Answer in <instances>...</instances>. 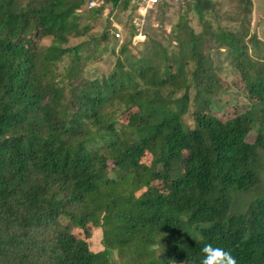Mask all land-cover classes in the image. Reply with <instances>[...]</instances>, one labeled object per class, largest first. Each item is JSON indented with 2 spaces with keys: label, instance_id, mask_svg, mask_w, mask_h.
Segmentation results:
<instances>
[{
  "label": "trees",
  "instance_id": "16d2710c",
  "mask_svg": "<svg viewBox=\"0 0 264 264\" xmlns=\"http://www.w3.org/2000/svg\"><path fill=\"white\" fill-rule=\"evenodd\" d=\"M89 1L0 0V264H200L207 243L264 264V188L232 208L264 179V42L248 31L250 0L232 13L159 3L178 17L166 38L136 42L131 20L117 49V23L89 31L104 5L137 7ZM205 38L227 50L250 99L224 120L210 113ZM104 54L112 67L84 74ZM94 226L99 251L86 241Z\"/></svg>",
  "mask_w": 264,
  "mask_h": 264
},
{
  "label": "rangeland",
  "instance_id": "374dc122",
  "mask_svg": "<svg viewBox=\"0 0 264 264\" xmlns=\"http://www.w3.org/2000/svg\"><path fill=\"white\" fill-rule=\"evenodd\" d=\"M95 1L98 6L102 4L101 0ZM212 1L218 8H221L223 11L232 13L235 8L239 7V2L242 0ZM250 3L251 11L248 15V31L249 33H254L260 40L264 42V0H250ZM104 8L105 9L102 15L100 16V18H98V20H96V22L94 23V27L89 31V34H96L100 32L104 27L106 20L111 23H117L118 29L114 32L118 31L119 36H114L113 40L110 42V46H114L115 49H117L118 45L124 39H126L128 27L132 24L131 20H133V24L137 28H139V33L141 32L136 36L135 41L137 42L139 40H143L144 36L166 38V36L168 35L167 33L170 29V24L175 23L178 19V17L176 16H169L167 13V9L162 10L159 8H140L139 10L136 9L135 11L127 10V12H120L118 7L111 9L109 4L104 5ZM186 21L187 24L191 28H193L195 32L201 30L197 18L193 12H189L186 15ZM222 22V24H232L230 26L234 28L238 26L237 23L228 22L226 20H222ZM81 40L82 38L79 37L70 38L68 44H75L76 42ZM44 42H46V40H42L41 43ZM202 46L204 54L210 57L214 73L216 74L214 87L215 92L213 96V104L210 108V113L215 115L217 118L224 120L244 110L250 102V99L246 96L244 84L240 78L239 72L231 64L227 50L221 47H217V45L209 38H205V40H203ZM167 49H170V47ZM113 61L114 57L111 54H104L97 60L86 63L84 65V74L88 76H95L105 73L112 67ZM192 93L193 89L190 88L188 91L189 101L187 103V112L182 115V119L189 126H192ZM262 132L264 134V128L262 129ZM255 136L256 131L251 130L249 131L246 140L248 142H253ZM260 188H264V179L261 180V184L259 185L258 189L246 193H237L233 197V210H244L248 200H250L256 193H258ZM101 237L102 233L100 227H92L89 231V237L86 238L87 245L90 250L99 251L100 249H102Z\"/></svg>",
  "mask_w": 264,
  "mask_h": 264
},
{
  "label": "clouds",
  "instance_id": "9594fccd",
  "mask_svg": "<svg viewBox=\"0 0 264 264\" xmlns=\"http://www.w3.org/2000/svg\"><path fill=\"white\" fill-rule=\"evenodd\" d=\"M162 251L158 252L160 255ZM200 264H237V259L230 250L220 246H214L211 243L205 244L201 249Z\"/></svg>",
  "mask_w": 264,
  "mask_h": 264
},
{
  "label": "built area",
  "instance_id": "2783aa9c",
  "mask_svg": "<svg viewBox=\"0 0 264 264\" xmlns=\"http://www.w3.org/2000/svg\"><path fill=\"white\" fill-rule=\"evenodd\" d=\"M128 1L131 5L136 6L137 10H139L140 8L142 9L154 8L159 3H167V4L170 3L183 8L189 0H128ZM93 6H97V3L95 0H90L88 2V7H93ZM114 35L115 37H118L119 36L118 31H116Z\"/></svg>",
  "mask_w": 264,
  "mask_h": 264
}]
</instances>
